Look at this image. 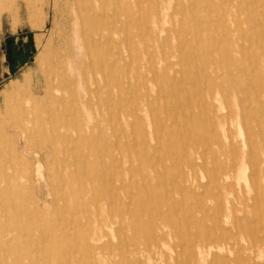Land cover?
<instances>
[{"label": "bare ground", "instance_id": "1", "mask_svg": "<svg viewBox=\"0 0 264 264\" xmlns=\"http://www.w3.org/2000/svg\"><path fill=\"white\" fill-rule=\"evenodd\" d=\"M24 1L27 6L36 2ZM41 1H46V7L51 6V26L61 22L72 33L57 34V40L64 38L75 47L79 45L83 56L80 66L84 70L78 72L75 68V79L92 130L87 132L91 125L82 114L74 135H26L39 147L33 153L36 177L30 172L17 175L13 170L0 181V264H82L80 261L87 256L97 262L100 257L93 251L100 248L98 244L106 229L113 231L115 246L128 258L159 253L170 243L177 264H224L230 260L231 264H260L259 252L250 249L264 244V189L259 183L264 179V160L258 154L260 148L264 149V140L255 144L245 139L243 144L248 150L230 157L225 138L221 139L216 129L223 125L220 115L225 110L228 118L235 111L244 124L247 120L256 124L264 119V0H185L186 4L183 0ZM203 7L207 11L215 8V16L225 20V24L228 21L229 29L220 22L218 38L212 39L208 31L197 27L191 15H184L181 24L186 27L182 32L189 36L183 37L182 42H189V47L179 48L176 62L168 63L166 54L160 58L159 63H164L161 73L168 76L165 81H156L159 73L152 56L140 66H136L134 58L129 63L135 71L126 78L129 82L130 78L138 82L143 78L140 72L147 73L154 78L142 84L147 81L159 92H165V101L158 106L164 109L166 119L156 118L153 127L160 135L155 137L157 146L152 147L136 116L137 111H142L139 105L144 96L132 99L129 108L133 110L132 125L137 137L127 145L136 149L137 156L127 161L129 166L124 169L115 152L120 146L104 138V129L96 124L100 120L98 108H104L114 121L107 129L124 135L115 122L117 109L125 105L126 92L134 94V86L124 84L119 67L122 51L133 50L132 29L148 24L151 18L164 20L169 10L172 15H182L188 8ZM236 9L244 15L246 9L251 11L240 20L234 18ZM205 13L207 19L212 15ZM244 23L248 24L246 30L242 28ZM162 33L156 35L158 44L163 41ZM147 34L152 37L148 31ZM241 37L244 40L238 44L235 38ZM204 40L215 44H201ZM145 52L150 50L146 48ZM191 59L196 62L190 63ZM62 80L64 77L55 76L58 84ZM24 81H28V76H24ZM42 93L41 104L49 95L46 90ZM54 100L58 106L66 104L63 98ZM153 103L144 102V110L151 113ZM35 106L39 104L34 103L36 109ZM47 113L59 116L54 111ZM185 135V140H179ZM245 135L250 133L246 130ZM45 146L50 148L49 152L43 151ZM42 159L51 161V165L45 164L44 174ZM245 160L250 162L252 178L242 189L239 201L242 205L247 203L246 189L255 192L253 199L259 202L261 214L256 227L234 219L235 205L223 199L221 191L229 178L223 162L230 161L229 165L239 167L245 165ZM208 164L213 166L212 170L207 168ZM204 170L213 186L200 195L197 176ZM208 201L213 203L212 210L206 205ZM232 228L249 231L248 253L239 254L237 248L229 247L232 237L227 230ZM64 238L65 248L56 245ZM56 246L65 249L59 254L60 261L56 260ZM226 248L230 249L228 255H220Z\"/></svg>", "mask_w": 264, "mask_h": 264}, {"label": "rangeland", "instance_id": "2", "mask_svg": "<svg viewBox=\"0 0 264 264\" xmlns=\"http://www.w3.org/2000/svg\"><path fill=\"white\" fill-rule=\"evenodd\" d=\"M56 1L57 0H50V3ZM182 2L183 4L187 3L185 0H183ZM213 5L215 6L217 4L214 3ZM219 6L222 5L220 4ZM0 7L2 9L0 12L1 181L2 178L11 175L13 170H15L14 174L17 175H27L30 172L34 177H36L35 175L37 165L33 160V153L39 151V147L31 143L28 138H26V135H74L76 130V123L81 121V118L83 117L82 114L87 119H89V125H91L87 130L88 133H91L90 131L92 130V124L90 118L86 116L84 112L85 110L81 106L80 94L78 92L77 81L75 79V68H78V72L84 70V68L80 66L83 56L82 53L78 51L79 45H76L75 47V45L67 39L65 40L64 38H62L61 40H57L56 38L57 34L71 35V31L61 22H58L59 24L57 23V26H51V22L53 21V16L51 14L52 10L50 5L46 7V1L43 2L41 0H36L34 4L27 6L26 1L24 0H0ZM249 7L250 6H247L246 8ZM261 9L262 8L259 7L258 10L260 11ZM215 11V8L210 11L205 10V7L201 9L188 8L187 13H183L182 15H172V11L169 10L167 13V15L169 16H167L164 20L158 21L151 18L148 24H140L132 29V33L134 35V38L132 39L133 50L130 49L129 51H122V59L120 61L119 67V75L124 74V84H132L134 86V94L131 95L129 94V92H126L124 96L125 105L122 107V109H117L119 114H116L117 119L115 120V122L119 123L118 128H121V130H123L124 135H115L107 129L114 121H112L109 116V112L104 108H98L100 112V120L96 124L101 129H104L105 133L104 135L102 134L104 138L111 140V143L116 142V144L120 146L119 149H112L115 150L119 165L122 168H127L129 166L127 161L135 160L137 156L136 149L132 150V147H129L127 145L133 142V140L137 137V131L135 129L136 127L132 125L133 120L131 115L133 114V110L129 108L132 99L135 96H138L139 98H142V96H144V99L142 98V104L147 100L150 102H154L153 104L155 105V110L153 109L151 113L147 112V110L145 111L144 109L146 107H144L141 103L139 105V108H141L142 111L136 112V116L140 118V125L142 130L144 131V135L146 136L149 144L152 147L157 146L155 137H157V135H160L159 132H155L153 127L154 123L157 119H166L164 109L159 108L160 105H163V100L165 101V97L163 96L165 92H159V90L156 89L155 85L148 84L147 81L146 83L142 84V82L147 80L148 78H154V76L148 75L147 73L140 72L141 76L143 77L142 79L137 82L136 80L130 78L129 82V79L126 78L128 76L132 77L135 73V71H133V69H131L130 67V61H132V58H134L136 66H140L141 64L149 61V55L152 56V60L156 62L157 73H159L158 76H155L156 81H165L168 76L167 74L163 75L161 73L162 68H164V63H159L160 58H164V54H166L167 57L165 58L168 63L176 62V54L179 53V48L186 49L189 47V42H182L183 37L188 38L189 36V34L187 35L185 32H182L183 28L186 27L185 25L181 24L182 18L187 15H191L192 20L197 25V27L203 32L208 31L211 34L212 39H214L218 38V26L220 25V22H224L225 24V20L221 21L215 16ZM250 11L251 9H246V15ZM205 12H209L212 14L210 15L209 19L204 18V15H206ZM220 13H223V11H220ZM233 15L234 18L240 20H244L243 16L246 17V15L240 14L238 9H236V12H234ZM229 25L230 24L227 21L225 24V28L229 29ZM242 28L243 30L248 29V24H242ZM232 29L235 30V28L233 27ZM147 31L152 35L151 38H149L150 35L147 34ZM160 31L164 32L162 33L161 38L163 41L159 42L158 44L156 42L158 39L156 35ZM166 32L168 33L167 35ZM6 40H11V57L14 60L12 65H10L6 60ZM235 40L238 44H242V41L244 39L241 37L235 38ZM162 44L163 47L161 46ZM193 44L194 43L192 42V45ZM201 44L211 46L215 43L214 41H212L209 43L205 42ZM146 48L150 50V52L147 54L145 52ZM195 62L196 59H191L190 61V63ZM174 68L177 69L176 66H174ZM56 75L64 77V80H62L60 84L55 81ZM24 76H28L27 82L24 81ZM177 78H179V76ZM11 86L15 88L12 89ZM43 90L49 92V95L47 100L41 104L39 102V99L42 98ZM57 97L63 98L64 103H66L65 106L64 104L58 106L54 102V98ZM119 101L120 100H118V102ZM36 102L39 104V106H35V109L34 103ZM31 107H33V109H31ZM47 111H54L59 114V116L54 117L52 115H49ZM226 112L227 111L225 110L224 113L220 115L223 125L216 129V132L219 134V137L221 139L225 138V145L227 146L226 152H228V155H230V157L233 155V153L242 155L246 150H248V146L243 144V141L245 139H250L251 142L255 144L262 143V141L264 140V119H260V121L256 124L251 120H247L244 124L235 111L231 118L225 116ZM153 114L155 116H153ZM121 118L127 121V125L122 124ZM171 127L169 126L168 129H172ZM246 130L248 133H250V135H245ZM113 135L115 136V138L113 137ZM180 137L179 140L186 139V135L184 137ZM121 142L123 144H121ZM49 150L50 148L48 146L43 147V151L49 152ZM8 152L10 153L9 155ZM258 154L260 155V158H263L264 160V149L260 148V152ZM229 163L231 162H223V170L227 172L229 178L225 180V185H227V187L222 188L221 190L222 197L226 201H233L236 210L234 219L239 222V224H249V227H256L259 224V217L261 216V214L259 209V202L253 199V197L255 196V192L253 193L251 189H246L245 194L248 199L247 203L245 205H242V202L239 201L242 189L247 187L248 182L252 178V173L250 172L251 169L249 168L251 166L249 164L250 162L247 161L244 166L241 165L239 167L237 165H234L235 167H233L232 164L229 165ZM26 164H28L27 169L25 167ZM45 164L51 165L50 159L41 160V165L43 166V174L45 173ZM207 168L209 170H212L213 166L208 164ZM200 172L197 176V183L200 186L197 193L201 195L203 191H206V189L213 186V182L207 179L208 174L205 170L203 171V173L202 171ZM21 181L22 183H24L23 180ZM259 183H261L260 185L262 189H264V179H260ZM218 193L220 194V192ZM207 203L208 204L206 205L210 210L213 203H210L209 201ZM221 225L227 227V225H225L222 221ZM246 231L247 230L241 228H232L227 230V232L232 237V246L230 245L229 247L231 249L234 248V250H236L237 248L236 251L239 254L248 253V250H246V248H248V241L251 235L249 231ZM102 235L103 237L98 244L100 248L93 251V254H98L100 258L98 260L95 259L97 262H93V259L88 260L87 256L86 258H82V260L80 261L83 262L82 264H177V262L174 261L175 250L170 243L166 245L159 253H151L150 255L139 254L136 255L135 258H128L126 255L124 256L121 253V250L118 249V247L115 246L116 239L114 238L113 231L106 229V231ZM61 240L62 241H59L56 245L65 248L66 246L64 244H67V239L66 241L65 238ZM56 248H58L56 260L60 261L59 254H61L65 249L59 248L57 246ZM263 248L264 244L262 242L259 243L255 249H250V251L253 250L254 253L259 252L260 260L257 261L260 262V264H264ZM229 250L230 249L228 248L224 249L220 255H228ZM71 256H74V254ZM231 263L232 262L230 260L224 264Z\"/></svg>", "mask_w": 264, "mask_h": 264}, {"label": "water", "instance_id": "3", "mask_svg": "<svg viewBox=\"0 0 264 264\" xmlns=\"http://www.w3.org/2000/svg\"><path fill=\"white\" fill-rule=\"evenodd\" d=\"M5 45H6V60L10 65H12L14 60L11 57V46H10L11 40H6Z\"/></svg>", "mask_w": 264, "mask_h": 264}]
</instances>
